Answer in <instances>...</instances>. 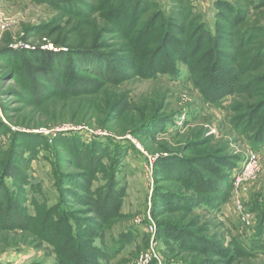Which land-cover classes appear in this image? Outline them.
<instances>
[{
	"label": "rangeland",
	"instance_id": "1",
	"mask_svg": "<svg viewBox=\"0 0 264 264\" xmlns=\"http://www.w3.org/2000/svg\"><path fill=\"white\" fill-rule=\"evenodd\" d=\"M216 1L124 0L120 13L110 0H0V179L13 175L11 191L0 182L2 264H264V145L255 159L250 145L264 136V107L255 110L264 104V60L232 73L264 35L242 46L232 38L228 73H211L214 58L199 65L204 48L193 50L199 21L213 31L216 21L232 31L264 27V5L224 0L243 17L230 20L227 5L218 20ZM159 10L174 23L148 28ZM76 27L101 34L106 47L64 54L35 82L34 55L60 52L54 38L75 43ZM141 32L143 43L126 52ZM230 89L221 105L207 101ZM68 132L103 144L84 150ZM45 139L51 147L30 157ZM112 170L122 194L100 203L102 217L92 192Z\"/></svg>",
	"mask_w": 264,
	"mask_h": 264
},
{
	"label": "trees",
	"instance_id": "2",
	"mask_svg": "<svg viewBox=\"0 0 264 264\" xmlns=\"http://www.w3.org/2000/svg\"><path fill=\"white\" fill-rule=\"evenodd\" d=\"M53 1H63L69 4H75V0H53ZM110 2H115V6H113L111 9L113 11L116 12H120V9L122 11H125V2L124 0H110ZM216 3V8L218 10L217 12V17L219 20V16L221 17L220 20H225L227 14L225 13V10L227 9V5H230V10L232 8V12H233V19L230 20H237L239 18L243 17V12L242 14L240 13V8L238 5L230 3L228 4L227 1L224 0H218L215 2ZM264 5V0H260V1H256V0H250V8H254V9H259ZM149 7H152V5H150ZM155 7V6H153ZM136 8V7H135ZM158 15H157V19L155 18L153 21L149 22L148 24V28H152L153 25L157 24L159 21H165V24L168 25L171 23H174L171 21L170 17L165 16V13L162 10L157 11ZM119 13V14H120ZM121 15V14H120ZM236 16V17H234ZM242 16V17H241ZM164 19V20H163ZM82 22V21H81ZM79 22V23H81ZM240 20H238L235 24L239 23ZM172 25V24H171ZM231 26V25H230ZM247 24L244 26V28H240L241 30H231L229 27H227V30L224 29V27L221 28L220 26V22L216 21L215 22V26H214V31L210 28L207 27L205 22L199 21V23L196 25L195 28L198 29V32H194V36H195V45L193 46V50L194 52H199L201 49H203V53L202 55H200V57H198V59L196 60V62L199 60V65L201 64V61L204 60V57L207 58H214V61L211 65V73L216 71L217 73L221 71L228 73V69H225L226 67L224 66L223 61L226 58H230V59H234L236 56L234 55V53H228L225 49V47H231L232 44H230L232 38L235 36H237L236 34L239 35L240 37V41L238 42V44H240V46H242L245 43V40H259L262 38V35H264V27H258V26H248ZM77 30L79 31L80 35H78L75 39V43H72L74 41H71V37H65V39H58V38H54L52 39V42L56 45L61 47L60 52H53L50 50H43L40 53H36L38 55H34V59L38 62L39 65L33 67L31 76H33V79L35 82H37L38 79L44 78L46 76H48L49 74H52L54 71V66L57 65V59L60 56H64V54H84L83 52L86 51L84 50V48H91V51H98L101 48H105L106 47V41L105 38L101 35V34H90V31L84 32L83 29L84 28H80V27H76ZM115 28H121L119 27H115ZM181 29L177 28V32L178 33H182L183 28L180 27ZM262 29V31H261ZM85 30H89V29H85ZM168 30V29H167ZM119 31H121V29H119ZM73 32V31H72ZM176 32V33H177ZM166 33V31H165ZM260 33V34H258ZM122 35L126 36V35H130L132 33H121ZM145 34H147V30H145ZM145 34L141 33H137L135 34L136 37L133 36V38H129V40H127L124 45H123V49L126 52H132L133 51V46L134 45H138L140 46L143 41H144V36ZM74 36V35H72ZM143 36V37H142ZM142 37V38H141ZM73 38V37H72ZM141 38V39H139ZM243 38H245L243 40ZM223 40V41H222ZM225 41L228 42V45L225 44ZM263 43L261 44V46L258 48L256 54L253 56L251 53L254 51V49L252 47L242 51L243 53H241L240 58H239V65L237 66V69H233V75L234 77H237L239 74L244 73V71H249L251 69V67H254L255 65H259L260 60H264L262 59L264 56V41H262ZM67 48V49H63V48ZM88 50V51H90ZM25 49H18L17 52H24ZM162 51V47L156 48L153 51V55L154 53L158 54L161 53ZM15 52V51H13ZM35 52V51H34ZM87 52V51H86ZM237 54V52H236ZM251 54V57H248V55ZM238 55V54H237ZM193 56H195L193 54ZM201 58V59H199ZM152 62V60H151ZM149 64V62H148ZM264 62L261 64L263 65ZM199 65H196L195 63V68H197ZM191 67V64H190ZM192 70H194V65H192L191 67ZM244 69V70H243ZM209 71H207L208 73ZM169 73V72H168ZM239 73V74H238ZM143 75H147L145 73H142ZM155 74H161V73H155ZM154 74V75H155ZM172 74V73H169ZM175 74V73H173ZM172 74V75H173ZM264 79V78H262ZM50 80V79H49ZM64 87L66 88V85H64ZM234 90H228V92H226L224 95H222L221 97H219V99H216L213 101V99H207L208 102H211L212 104H218L221 105L222 101H224L227 97H231L232 94L234 93ZM233 98V97H232ZM36 101H39V99H36ZM262 107H264V104L261 105H257L255 107V110H260ZM253 115V113H251V116ZM0 124H2V122H0ZM45 135L41 134V138H43ZM63 136L66 139L69 138H76L84 147V150L87 148H89L90 146H92V149L95 150V144L98 143H102L101 139L96 140V137L92 138L91 141H86L85 137L83 135H81L80 133H76V132H68L65 134H63ZM252 143L250 144L252 149H256L258 150V148H260L261 146L264 145V136L261 139H258L257 137H252L251 138ZM108 142V141H107ZM110 142H112V144H115V140H111ZM109 143V142H108ZM105 144V143H104ZM50 146V142L48 139H45L44 142H42L41 145H37L35 147H33L32 149H28V155L30 157H35L36 155H38L40 150H47L48 147ZM51 147V146H50ZM116 152H117V148H116ZM94 156V154H92ZM32 157V158H33ZM31 158V160H32ZM116 171V170H115ZM114 170H112V173H110L109 175V182L104 185L106 187H103V189H99L96 192H92L95 196V200L93 201L94 204H96V206H99L101 202L106 203L107 200L109 199V197L112 199L117 196L119 197V193L122 194L116 187H117V183H116V173ZM9 176H13L12 173H10V171L8 173H5L4 175H1L0 182H2L3 184V191L8 192V190H10V188H8V186L5 183V178L9 177ZM106 176V174H104V177ZM229 176V175H228ZM232 175L229 177V181H231ZM205 182H207L205 180ZM28 184V182H26ZM229 183V182H228ZM205 186V185H203ZM11 191V190H10ZM109 192V193H108ZM12 193V192H10ZM199 194H203V190H201L199 192ZM107 196V197H106ZM109 196V197H108ZM105 197V198H104ZM117 197H115L114 199H117ZM121 197V196H120ZM205 201V200H204ZM215 205V204H212ZM2 207V204L0 203V208ZM98 212L97 215H101L102 217H104L105 215H107L104 211L103 208H98ZM100 211V213H99ZM260 229L264 226V220L260 221ZM71 229V227L69 226V230ZM169 235V234H168ZM172 238L174 239V243L176 244L177 242L179 243L180 247H182V240H180L179 238H176L172 233L171 235ZM245 249V248H244ZM246 251H248L247 249H245ZM107 254V253H106ZM81 259V258H79ZM32 264H42L41 262H34Z\"/></svg>",
	"mask_w": 264,
	"mask_h": 264
},
{
	"label": "built area",
	"instance_id": "3",
	"mask_svg": "<svg viewBox=\"0 0 264 264\" xmlns=\"http://www.w3.org/2000/svg\"><path fill=\"white\" fill-rule=\"evenodd\" d=\"M251 154H252L251 156L253 157V159H255V158H257V156L261 155V152L256 150V149H252ZM2 263H3V259L0 258V264H2Z\"/></svg>",
	"mask_w": 264,
	"mask_h": 264
}]
</instances>
